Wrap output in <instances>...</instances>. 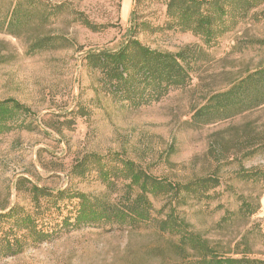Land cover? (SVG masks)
<instances>
[{
	"label": "rangeland",
	"instance_id": "1",
	"mask_svg": "<svg viewBox=\"0 0 264 264\" xmlns=\"http://www.w3.org/2000/svg\"><path fill=\"white\" fill-rule=\"evenodd\" d=\"M17 2L13 35L7 24ZM167 3L0 0V16L7 22L0 30V100L14 99L27 108L12 123L16 127L0 135V214L15 206L34 214V186L54 194L69 190L101 195L109 191L103 172L132 161L173 183L218 178L219 186L202 199L184 191L186 203L177 213L230 256L239 252L264 260V184L238 175L264 166V151L250 155L264 143V108L215 124H193L194 109L207 97L264 63V5L207 45L191 32L169 28ZM79 14L109 27L93 32L82 25ZM53 36L60 39L41 44ZM132 39L160 52L190 47L188 85L138 108L110 95L87 56L116 52ZM117 184L121 188L124 181ZM239 196L250 202L253 213L232 215L243 201ZM165 200L152 198L159 218ZM77 202L47 204L38 218L33 215L49 238L28 243L15 256L0 255V264L180 262L169 249L170 236L152 224L136 229L73 227ZM223 217L227 221L220 226ZM0 222V230H7Z\"/></svg>",
	"mask_w": 264,
	"mask_h": 264
},
{
	"label": "trees",
	"instance_id": "2",
	"mask_svg": "<svg viewBox=\"0 0 264 264\" xmlns=\"http://www.w3.org/2000/svg\"><path fill=\"white\" fill-rule=\"evenodd\" d=\"M262 5L264 0H168L166 14L169 28L191 32L210 45L233 30L238 21L244 19L250 11ZM19 6L17 2L7 24L9 33L13 35H16L12 26ZM79 20L93 32L104 31L109 27L97 25L83 14H79ZM6 23V19L0 16V30L5 28ZM58 39L53 36L41 44ZM190 51V47L177 53L155 51L132 39L116 52L93 53L87 56V60L89 66L100 74L99 80L109 89L110 95L129 101L132 107L138 108L160 101L172 89L188 85ZM262 108L264 63L227 89L207 97L203 104L194 109L193 124L196 127L215 124ZM25 111L27 108L17 100H0V135L13 130L16 126L12 123L17 121L18 113ZM261 151H264V143L255 146L250 155ZM121 165L122 168L117 170H103V181L109 191L101 195L69 190L54 194L44 188L32 187L30 203L34 214L24 206H15L7 213L0 214V221L8 226L7 230H0V255L15 256L23 252L28 243L46 241L50 232L40 229L33 215L38 218L47 204L57 206L66 199H76L78 202L73 227L98 225L136 229L152 224L161 234L170 236L169 249L180 260L178 264H264V260L250 258L239 252L234 254L240 255L238 257L230 256L221 246L213 245L209 239L192 230L191 225L177 213L178 207L186 203L182 195L184 191L192 193L196 199H202L208 191L219 186L218 178H198L186 184L173 183L149 174L135 162L122 161ZM238 175L242 180L262 181L264 184V166L254 171L243 170ZM119 178L124 181L121 188L117 184ZM121 190H124L122 194ZM157 197L166 198L158 211V214L163 215L161 218L154 215L152 198ZM239 199L243 201L232 215H245L249 211L253 213L250 202L240 196ZM42 200H45L46 206ZM69 221L67 218L66 224ZM226 221L227 218L223 217L219 225L223 226L222 223Z\"/></svg>",
	"mask_w": 264,
	"mask_h": 264
}]
</instances>
